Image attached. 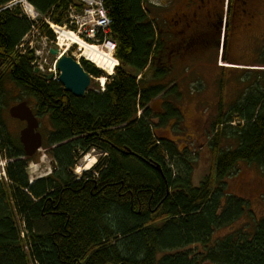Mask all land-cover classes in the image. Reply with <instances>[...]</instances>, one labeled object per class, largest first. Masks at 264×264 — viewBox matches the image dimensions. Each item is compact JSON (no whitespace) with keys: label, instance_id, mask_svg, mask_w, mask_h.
<instances>
[{"label":"trees","instance_id":"16d2710c","mask_svg":"<svg viewBox=\"0 0 264 264\" xmlns=\"http://www.w3.org/2000/svg\"><path fill=\"white\" fill-rule=\"evenodd\" d=\"M13 1L0 0V157L9 161L7 182L0 180V264H264V217L257 220L227 183L240 164L264 172V71L241 69L244 84L227 110L226 79L214 80L220 100L209 133L211 168L196 187L195 155L160 135L171 123L181 132L182 91L166 83L173 73L162 63L147 0H103L119 66L104 92L92 89L85 98L35 74L34 52L20 51L34 27L54 42L43 18L64 26L71 6L83 11L80 0H30L38 23L7 8ZM255 55L245 67L264 66V40ZM157 99L164 103L156 112ZM22 102L48 120L44 146L56 163L33 184V159L8 127L10 108ZM92 151L98 163L75 177L78 161Z\"/></svg>","mask_w":264,"mask_h":264},{"label":"rangeland","instance_id":"374dc122","mask_svg":"<svg viewBox=\"0 0 264 264\" xmlns=\"http://www.w3.org/2000/svg\"><path fill=\"white\" fill-rule=\"evenodd\" d=\"M19 1L20 0H14V4L17 3L18 5L15 7H19L22 11L23 8ZM150 1H154L155 3L156 1L158 2V0ZM43 20L45 23L44 18ZM38 34L39 33L37 29L33 28L31 34L24 40V47H21L20 51L23 52L22 54H24L26 49L32 48V50L36 51L40 55L38 63L40 67H43L44 74H54L56 75L55 78H57L59 73H57V71L55 72V59L53 56L48 55V49L51 45L49 44L48 47H46L45 43L43 42L45 39H38ZM235 47L237 49H234L233 51V60L240 64L244 63V65L247 64L252 66L255 64L257 61V56L255 55L256 49H252L251 43L245 41L244 38H240L236 41ZM72 49L73 50H71V53L69 52L68 54L69 57L71 56L80 62L85 61V59L82 57L80 49L77 46H73ZM99 50H101V52L107 53L104 49ZM226 52L227 51H225V54ZM220 56L221 52L219 53L218 65L217 63L214 64L211 60L210 62H204L203 60L199 59H184V61H179L178 67L171 69L173 76H169L166 82L179 84V90L182 91V100L179 102V106L183 112V121L180 126L181 132L178 129L175 130L176 128L172 127L173 123H171L170 126L162 129L160 135L163 138L177 143L179 148L182 150L188 147L195 155L193 183L196 187H198L203 181V178L209 174L211 168L212 155L209 148V133L212 129L214 117L218 113L216 110L217 104L220 100V86L214 80L216 78L219 80L221 74L222 77H225L226 79L223 87L224 94L222 97L226 110L228 109L229 104H232L236 99L237 93L239 92L238 88H242V85H239L238 82L240 81L242 84H244L243 80H245L243 78L244 76L242 75L243 73L241 72V69H244L243 66H234L232 63H229L226 60H223L222 62V60H220ZM174 64L176 65V62H174ZM223 68L226 70L222 71L224 70ZM245 69L264 71V66L255 65V67H246ZM100 72H102V70ZM102 73L105 75L102 76V78L105 79L106 83L107 74L105 72ZM98 81L99 79L92 77V89L96 88L95 84L99 85ZM189 83L191 84L189 85ZM19 96V94H15L16 98H20ZM163 103L164 101L162 99L155 100L152 105L153 110L156 112L163 110ZM39 121L41 124L39 131L45 138L51 131V127L48 120L39 119ZM8 127L11 136L13 138L19 139L20 132L24 129L25 124L8 119ZM99 158L100 155L97 152L92 151L90 154L78 161V164L72 173L75 175V177H82L84 173L89 172L94 168V166L98 163ZM32 159L33 161L30 162L27 169L30 183L31 180L35 181L44 179L50 176L54 171V163L50 156V150L45 148L44 145L43 148H41V150L37 152ZM92 160L95 161V164L89 171L85 172L84 169L88 164H90ZM8 164L9 161H6L4 157H0V180L3 179L6 182V167ZM78 169H82V172L77 173ZM227 183L230 192L238 197L248 200L257 220H260L262 217H264V172H262L255 165L240 164L236 174H234ZM239 225H236L232 230L238 228L237 226ZM232 230L228 229L221 231L218 233V235L223 236Z\"/></svg>","mask_w":264,"mask_h":264},{"label":"flooded vegetation","instance_id":"af4514ba","mask_svg":"<svg viewBox=\"0 0 264 264\" xmlns=\"http://www.w3.org/2000/svg\"><path fill=\"white\" fill-rule=\"evenodd\" d=\"M146 6L170 69L184 59L213 61L217 49L224 61L244 66L232 58L236 41L244 38L256 49L264 40V0H147Z\"/></svg>","mask_w":264,"mask_h":264},{"label":"water","instance_id":"95a60500","mask_svg":"<svg viewBox=\"0 0 264 264\" xmlns=\"http://www.w3.org/2000/svg\"><path fill=\"white\" fill-rule=\"evenodd\" d=\"M50 54L53 57L59 56L57 49H52ZM56 69L60 73L59 83L67 93L76 98H85L92 88V77L84 70L81 64L68 55L60 57L56 64ZM38 74V71H35ZM52 80V76L46 78ZM99 85L95 84L97 88ZM9 116L26 127L20 132V143L23 146L25 156L32 158L43 147V135L39 132L40 122L27 102H22L10 108ZM56 165H53L55 167Z\"/></svg>","mask_w":264,"mask_h":264},{"label":"built area","instance_id":"2783aa9c","mask_svg":"<svg viewBox=\"0 0 264 264\" xmlns=\"http://www.w3.org/2000/svg\"><path fill=\"white\" fill-rule=\"evenodd\" d=\"M24 14L31 20L36 21L39 15L36 13L34 8L30 5L28 0H20ZM85 5V10L81 16H74L71 14L69 24L64 27H58L51 25L52 30L57 36V45L60 48L67 47L68 43L62 39L63 33L72 29L74 31L73 35L76 39L84 44H90L92 47L97 49H104L111 56V60L114 61V53L116 49V44L111 41V25L112 21L108 16V11L104 6L103 0H82ZM45 46L47 44L43 40ZM47 49V48H46ZM112 62L107 63V67L112 64ZM105 66V70L107 67ZM113 68V67H112Z\"/></svg>","mask_w":264,"mask_h":264},{"label":"bare ground","instance_id":"6f19581e","mask_svg":"<svg viewBox=\"0 0 264 264\" xmlns=\"http://www.w3.org/2000/svg\"><path fill=\"white\" fill-rule=\"evenodd\" d=\"M18 4H14V1L11 2L10 4L7 5V8L9 9H12L14 8L15 6H17ZM71 14H73L74 16H81L83 14V12H79L78 10L74 9L73 6H71L69 8V14H68V20H70V16ZM41 26V25H40ZM62 39L65 41L64 43H68L67 44V47L68 49H64L65 50V53L66 54H69V51L70 49L74 46V45H78L80 46V51L82 54V57L87 59L89 62L91 63H94L96 65H98L99 69H104L105 66L107 65V63H111L112 60H111V56L109 55V53H104V52H101V50L97 49L96 47H92L90 45H86V44H83L81 42H79L76 37L73 35V34H69V33H63V36H62ZM22 48L24 46H21ZM20 47V48H21ZM59 48V46H57ZM70 48V49H69ZM81 55V54H80ZM114 63L112 62V64H110V66H106L107 67V71L108 73H110V75H112V67H115L112 66ZM99 86L96 88L97 91H102L103 92V88L102 86L105 85V79L102 78L99 80ZM102 85V86H101ZM95 164V161L92 160L90 162V164H88L86 166V168L84 169V171H89L92 166ZM48 166V165H47ZM36 168V167H35ZM36 170V169H35ZM51 171V170H50ZM82 172V169H78L77 173H81ZM33 173V172H32ZM38 181V180H37ZM34 181L31 180V184H33Z\"/></svg>","mask_w":264,"mask_h":264}]
</instances>
